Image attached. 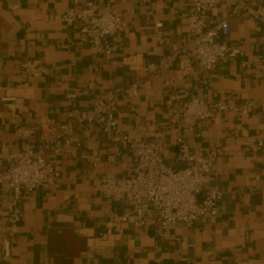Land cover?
Instances as JSON below:
<instances>
[{
	"label": "crops",
	"instance_id": "1",
	"mask_svg": "<svg viewBox=\"0 0 264 264\" xmlns=\"http://www.w3.org/2000/svg\"><path fill=\"white\" fill-rule=\"evenodd\" d=\"M89 0H0V162L20 154L26 140L16 126L36 129L40 141L53 122L66 119L76 93L77 106L89 108L97 97L111 98L119 127L132 137L160 139L165 159L176 164L178 118L167 103L165 81L175 76L181 99L200 96L213 102H253L248 109L216 110L188 133L201 153L216 149L212 178L224 191L215 220L201 217L187 227L165 231L154 223L123 221L126 200L104 198V178L127 176L135 165L126 143L115 142L100 124L79 128L60 154L61 179L23 192L22 218L9 222L12 188L0 184V264H264V23L251 13L231 16L220 41L244 54L200 70L189 54L168 68L145 74L149 62L183 46L188 7L181 0H92L100 11L119 10L115 65L98 47L79 42V22L63 13ZM238 0H224L209 13V24L228 15ZM162 22V27L156 23ZM43 60L44 75L28 79L21 62ZM250 60L249 66L241 61ZM139 80V94L122 89ZM2 164L0 163V169ZM13 232L9 244L8 234Z\"/></svg>",
	"mask_w": 264,
	"mask_h": 264
},
{
	"label": "built area",
	"instance_id": "2",
	"mask_svg": "<svg viewBox=\"0 0 264 264\" xmlns=\"http://www.w3.org/2000/svg\"><path fill=\"white\" fill-rule=\"evenodd\" d=\"M150 2L151 0H142ZM188 7L187 37L178 50L166 54L158 62H149L145 74L156 73L170 67L180 54H189L202 71L213 70L221 60L244 54V50L220 41L230 30L231 16L250 12L252 17L264 23V0H238L229 7L228 15L215 24H209L210 10L224 0H181ZM124 13L119 10L100 11L95 1L89 0L79 8H68L62 19L68 24L79 22V42L99 48L104 58L115 65V54L119 48V34L124 27ZM162 22L156 23L162 27ZM249 66L250 60L241 61ZM22 72L28 79L44 75L47 67L39 58H29L20 64ZM167 103L172 106L179 120L181 133L176 143L178 157L176 164H169L165 159V143L160 139L145 140L132 137L121 130L117 115L113 110L111 98L97 97L89 108L77 106L76 93L67 92L71 102L66 119L53 122L48 132L40 141H36V129L19 124L18 134L26 142L20 154L9 153L0 162V184L6 182L13 190L9 222L14 227L22 218L23 192H33L41 184L53 185L61 179L60 154L71 142L79 128L100 124L105 131L112 132L115 142L126 143L135 162L133 170L119 178H104L100 184V194L104 198L126 200L130 209L120 217L123 221L136 219L139 224L154 223L161 231L174 224L187 227L195 225L198 220L208 215L212 220L219 214V202L224 191L214 182L212 171L221 176L225 170L215 167L218 155L216 149L201 153L188 141L187 135L203 121L212 117L216 110L233 111L248 109L253 102L235 104L192 96L181 99L177 90L175 76L165 81ZM122 92L139 94V80H135ZM264 142L258 140L253 150H258ZM13 232L8 234L7 244Z\"/></svg>",
	"mask_w": 264,
	"mask_h": 264
}]
</instances>
